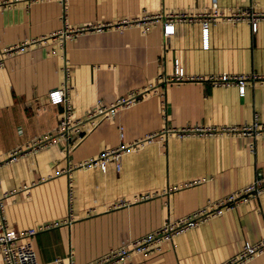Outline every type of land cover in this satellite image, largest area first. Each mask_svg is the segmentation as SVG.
Segmentation results:
<instances>
[{
	"label": "crops",
	"instance_id": "0c3cea01",
	"mask_svg": "<svg viewBox=\"0 0 264 264\" xmlns=\"http://www.w3.org/2000/svg\"><path fill=\"white\" fill-rule=\"evenodd\" d=\"M219 10L252 6L264 11V0H214ZM210 0H0V154L22 147L55 126L61 104H50L47 91L60 86L64 55L66 93L73 118H82L96 100L108 104L117 96L148 84L150 91L100 119L67 152L63 142L25 150L0 166L2 213L17 230L50 224L31 240L38 264L71 254L74 264L98 258L121 241L136 237L248 183L264 170V135H169L164 143L146 141L164 126H219L264 123V18L251 30L247 18L209 24L207 47L200 43L198 21L174 23L164 36L160 23L141 32L136 24L82 32L64 49L48 35L64 20L69 24L135 18L141 14L197 11ZM22 50L5 47L30 38ZM177 59L188 76L202 80L165 81ZM220 72L263 76L247 82L242 94L233 85L206 79ZM120 127V130H119ZM156 139V138H155ZM141 145L98 167L70 168L117 144ZM249 144H252L250 149ZM264 236V190L221 214L175 234L159 250L132 256V264H222L243 244ZM67 264V259L61 261ZM0 264H2L0 258ZM244 264H264V250Z\"/></svg>",
	"mask_w": 264,
	"mask_h": 264
},
{
	"label": "built area",
	"instance_id": "2783aa9c",
	"mask_svg": "<svg viewBox=\"0 0 264 264\" xmlns=\"http://www.w3.org/2000/svg\"><path fill=\"white\" fill-rule=\"evenodd\" d=\"M19 0H1L4 6L17 2ZM28 1V0H27ZM62 1V0H60ZM264 18V11H255L252 6L229 8L225 11L219 10L214 0H210L209 5L202 7L197 11H175L165 13L146 14L143 13L139 17L124 18L112 21L100 22H83L80 24H69L65 20L62 26L50 33L48 37L57 40L60 48L64 49L66 40H71L82 32H99L107 28H121L126 25L136 24L140 27L141 32H145L157 22L161 25V33L166 36L173 32L175 22H194L198 21L200 24V43L202 48L207 47V35L209 24H212L217 19L235 22L243 18H247L252 31L256 28V18ZM45 36L39 39L30 38L15 44L13 46L3 48L2 52L7 53L16 50H22L27 47L30 42L44 41ZM63 64L60 70L63 73L64 80L60 86H56L47 91V101L50 104H61V111L57 122L52 130L43 134L35 136L29 142H26L22 147H16L8 150L5 155L0 154V166L8 161L14 160L16 155L25 150L36 151L45 148L52 144L63 142L64 150L67 152L69 148L77 142L86 132L94 127L100 119H110L115 112L122 107L130 106L136 100L147 94H156L159 99V109L161 116L165 114V101L161 90L154 88L153 85L148 84L142 88L130 90L129 92L117 96L108 104H102L100 100H96L94 107L89 110L82 118H73L71 114V106L69 104L65 79L68 74V67L64 55ZM1 66V56H0ZM202 80L200 76H188L183 72L182 67L178 64L177 59L172 62V70L164 77L165 81H172L174 83L183 80ZM213 85L236 87L238 94H242L247 82L251 85L257 81L262 82L263 76L255 72L250 73H227L220 72L210 74L206 77ZM120 130V127H119ZM189 133L198 135H250L262 136L264 135V123L256 121L255 116L253 120L248 123H242L239 126L235 125H219V126H185L182 128H171L164 126L155 134H148L144 140H155L156 142L164 143L165 139L174 134L175 136H183ZM156 138V139H155ZM141 141L134 140L126 143H119L113 147H107L100 150L95 156L86 158L72 164L70 168H91L98 167L104 170L105 163L112 161L115 170L119 168V158L123 153H127L136 149L141 145ZM250 149L252 144H249ZM264 190V170L256 169L253 178L246 184L227 192L226 194L213 199H207L205 202L194 210L178 216L173 219H165L156 228L142 233L136 237L121 241L116 247L109 248L104 254L96 259L85 262L83 264H132L130 258L132 256H145L159 250V244L163 240L171 239L175 234L191 228L198 223H201L211 217L217 216L222 212L232 208L240 202H244L249 198L257 197ZM8 194L6 191L0 190V258L2 264H38L35 256V251L31 246L33 235L39 230L48 228L50 224H39L37 226L28 227L23 230H17L9 226L2 213L3 198ZM264 250V236L255 244L244 243L241 251L232 258L224 261L222 264H244L254 256H257ZM67 259V264H74L71 261V254L67 253L62 256L53 258L54 264H62L61 261Z\"/></svg>",
	"mask_w": 264,
	"mask_h": 264
}]
</instances>
